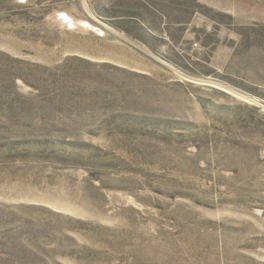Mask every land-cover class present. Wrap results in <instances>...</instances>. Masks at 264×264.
Listing matches in <instances>:
<instances>
[{"label": "rangeland", "instance_id": "374dc122", "mask_svg": "<svg viewBox=\"0 0 264 264\" xmlns=\"http://www.w3.org/2000/svg\"><path fill=\"white\" fill-rule=\"evenodd\" d=\"M0 264H264V0H0Z\"/></svg>", "mask_w": 264, "mask_h": 264}, {"label": "bare ground", "instance_id": "6f19581e", "mask_svg": "<svg viewBox=\"0 0 264 264\" xmlns=\"http://www.w3.org/2000/svg\"><path fill=\"white\" fill-rule=\"evenodd\" d=\"M210 83H213V82H210ZM213 84H215V83H213ZM215 86H218V85H215ZM219 86H220V85H219ZM244 100H246V101H247V99H245V98H244Z\"/></svg>", "mask_w": 264, "mask_h": 264}]
</instances>
